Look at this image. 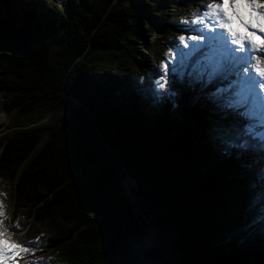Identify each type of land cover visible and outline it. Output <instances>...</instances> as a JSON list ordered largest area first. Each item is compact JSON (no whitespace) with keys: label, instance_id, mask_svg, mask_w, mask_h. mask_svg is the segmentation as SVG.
<instances>
[{"label":"trees","instance_id":"1","mask_svg":"<svg viewBox=\"0 0 264 264\" xmlns=\"http://www.w3.org/2000/svg\"><path fill=\"white\" fill-rule=\"evenodd\" d=\"M48 1L0 0V190L27 264H264V150L231 146L243 121L187 78L156 94L174 39L152 18L189 8Z\"/></svg>","mask_w":264,"mask_h":264},{"label":"snow or ice","instance_id":"2","mask_svg":"<svg viewBox=\"0 0 264 264\" xmlns=\"http://www.w3.org/2000/svg\"><path fill=\"white\" fill-rule=\"evenodd\" d=\"M202 8L186 22L199 25L200 34L176 37L166 55L174 52L177 59L162 60L158 66L156 94H175L169 79L175 86L187 78L192 90L198 86L201 92L218 80H228L227 86L215 87L208 95L226 116L243 123L234 119L221 129L222 134L231 146L245 152L256 146L264 150V0H209ZM2 209L0 205V215ZM7 232L0 226V264L22 249Z\"/></svg>","mask_w":264,"mask_h":264},{"label":"rangeland","instance_id":"3","mask_svg":"<svg viewBox=\"0 0 264 264\" xmlns=\"http://www.w3.org/2000/svg\"><path fill=\"white\" fill-rule=\"evenodd\" d=\"M178 1H179L178 5L180 8L182 9L189 8L187 12L190 13L192 18H193L194 13L203 11L202 5H206L207 3H209V0H178ZM47 3L57 4L59 7H63L62 0H49ZM244 14H245V18H247V13L245 12ZM157 15L158 13H156V16L152 18L155 22L154 23L155 30L153 31V34L156 33L155 31H157V33H162V32L165 33V31H170L173 39H175L181 34H184L185 36H189V35L195 36V35L200 34L199 31L196 30L199 28V25L191 24V23H183L180 25L179 28H177V27H174L175 24L171 25L169 22L162 20L161 17L158 18ZM162 26L164 30L161 29ZM173 59H177L174 52L166 55L165 62H170ZM228 83H229L228 80H222V81L218 80L214 82V84L211 85L209 89L206 91L210 92L215 87L227 86ZM196 88H198V86H196ZM174 112H176V109H174ZM5 121H6V118H5L4 113L0 112V130L3 129ZM0 205H3V209H2L3 215H0V226L8 229V232L6 233V235L8 236L10 240L15 241L22 245V249L17 250L18 252H21V255H20V258L16 261L17 263L23 262V264H25L27 253H25L23 249H28L27 252L30 251L31 247L27 246L30 242V233L23 227H20V226L15 227L14 224L9 221L7 212L11 208V203L9 199L5 195H3V193L0 194ZM35 226L39 227L37 223H35Z\"/></svg>","mask_w":264,"mask_h":264},{"label":"water","instance_id":"4","mask_svg":"<svg viewBox=\"0 0 264 264\" xmlns=\"http://www.w3.org/2000/svg\"><path fill=\"white\" fill-rule=\"evenodd\" d=\"M129 200L131 201V198ZM133 203H135V201H133Z\"/></svg>","mask_w":264,"mask_h":264},{"label":"bare ground","instance_id":"5","mask_svg":"<svg viewBox=\"0 0 264 264\" xmlns=\"http://www.w3.org/2000/svg\"><path fill=\"white\" fill-rule=\"evenodd\" d=\"M223 84V83H222Z\"/></svg>","mask_w":264,"mask_h":264}]
</instances>
